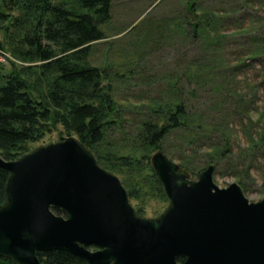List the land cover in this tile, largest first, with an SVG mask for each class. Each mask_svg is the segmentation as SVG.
<instances>
[{
  "label": "rangeland",
  "instance_id": "374dc122",
  "mask_svg": "<svg viewBox=\"0 0 264 264\" xmlns=\"http://www.w3.org/2000/svg\"><path fill=\"white\" fill-rule=\"evenodd\" d=\"M66 1L73 3L71 0ZM189 3L201 9L200 20L217 18L219 31L210 33L209 37L222 36L219 45L211 44L208 38L195 36L194 25L199 22V18L196 11L188 10ZM180 21L184 22L183 29L177 28V22ZM102 29L107 38L94 45L88 63L107 70L109 80L105 81L109 92H112L118 116H107V119L117 121L108 128L107 137L100 145L101 157L95 152V147L70 131L78 125L74 126L75 118L71 119L68 110H58L60 117L54 119L52 124L48 123L38 139L29 142L21 157L37 147L74 137L94 154L99 165L121 180L139 216L158 218L168 208L169 198L164 187L147 175L146 169H142L141 176L136 175L133 168L135 160L150 155L152 164V157L163 152L180 165L188 179L197 180L208 167L207 152H212L207 148V143L212 141L206 139L198 143L199 148L195 147L193 151H189L186 143L180 147L183 130L171 132L163 143L164 151L143 146L141 140L146 137L147 130L144 125L157 119L156 108H162L159 106L162 98L171 99L173 94H170L168 85L174 77L179 78L175 91L185 101L189 113L203 115L202 118L210 123H219L227 118L229 128L234 130V154L249 144L243 131L244 125H251L254 139L259 137V133L264 135V41L262 53L250 56L253 47L260 45L255 44L253 39H264V0H115L112 18L102 24ZM20 31L11 21L0 25V42L4 47L0 48V72L22 75L34 88L35 94L41 97L47 91L46 86L40 83L39 66L42 62L34 56L27 59L23 57L26 48L20 42ZM214 47L219 49L215 53ZM220 61H223L222 65L216 64ZM195 62L209 63L212 70L216 69L212 72H227L226 78L222 80L224 91L232 92L225 96L220 107L215 105L219 98L212 96L211 88L217 78L210 69L204 86L199 88L194 82L187 81L185 71L188 67L192 68ZM52 75L53 72H50V78ZM235 91L242 97L232 96ZM93 110V123L96 124L100 121V115H96V112L101 111L96 108ZM83 118L90 121V118ZM212 140L223 142L224 137L219 133L213 134ZM258 140L259 147L264 150V137ZM139 148L143 150L139 151ZM262 154L261 151L257 152L245 162L248 172L240 164L231 168L230 161L224 160L221 166L214 169V182L220 188L238 183L250 202L261 201L264 199ZM183 155L185 158L189 155V163L194 169L181 166L179 157ZM145 174L147 177H144Z\"/></svg>",
  "mask_w": 264,
  "mask_h": 264
},
{
  "label": "water",
  "instance_id": "95a60500",
  "mask_svg": "<svg viewBox=\"0 0 264 264\" xmlns=\"http://www.w3.org/2000/svg\"><path fill=\"white\" fill-rule=\"evenodd\" d=\"M0 166L10 172L0 255L18 264H43L38 252L50 250L86 264H264V199L250 202L238 183L220 188L214 165L190 180L156 153L152 166L170 202L158 218L139 216L121 180L74 137L17 160L0 156Z\"/></svg>",
  "mask_w": 264,
  "mask_h": 264
},
{
  "label": "trees",
  "instance_id": "16d2710c",
  "mask_svg": "<svg viewBox=\"0 0 264 264\" xmlns=\"http://www.w3.org/2000/svg\"><path fill=\"white\" fill-rule=\"evenodd\" d=\"M71 1L73 3H67L66 0L57 2L53 0H1L0 2V25L11 21L15 27L22 30L20 31V42L26 48L22 55L26 59L34 56L42 62L39 66L40 83L47 89L45 95L40 97L39 94H35L34 88L22 75L16 72L11 74L0 72V156L5 160L12 161L21 157L26 152L29 142L38 139L48 123L60 117L58 110L69 111L71 119L75 118L74 126L78 125L70 131L75 132L90 146L95 147V152L97 151L100 157L102 147L100 145L107 137L108 128L117 121V119H107L108 115L118 116L112 92H109L107 70L88 63L94 45L107 38L102 24L112 18L115 0ZM188 10L196 11L197 18L201 15V9H198L195 4L189 3ZM18 11L22 13L17 14ZM177 23L175 22L177 28L183 29L184 22ZM21 24H26L27 27ZM215 31H219V21L215 17L210 20L199 18V22L194 25L196 37H204L206 40L208 38L211 44L219 45L222 36L217 35L212 39L209 37L210 33ZM253 41L260 45L253 47L250 56L260 55L263 51L264 39L259 37L254 38ZM0 48L4 49L1 42ZM214 49V53L219 50L215 47ZM221 62L223 61L216 64L222 65ZM192 64L193 67H190L191 69L188 67L185 71V76L188 82H194L200 88L207 83L204 80L210 75L208 70L212 72L216 69L212 70L209 63L195 62ZM50 72L54 74L51 78ZM213 73L218 82L216 81L211 88L212 96L219 98L215 105L220 107L226 99L225 96L231 94L232 91L226 89L224 91L225 85L222 80L226 78L225 73L227 72L221 70V72ZM178 83V77H174L169 82L168 89L170 94H173L171 99L162 98L159 103L162 108H156L157 119L144 125V129L147 128L146 137L140 139L143 141V146L164 151L163 143L171 132L183 130L184 136L180 147H184L186 143L189 151H193L195 147L199 148L198 143H201L203 139L212 141L207 143V148L212 152H207L209 159L206 166L213 163L216 168L221 166L224 160H229L231 165L229 167L234 168L235 164H240L248 172L245 162L260 151L264 156V150L258 145V139L264 135L259 133V137L254 139L251 125H244L243 131L249 139V144L241 152L234 154L232 148L234 130L229 128L230 122L227 118L225 117L219 123H210L202 118L203 115L189 113L185 101L177 95L178 91H175L178 89ZM234 94L238 98L242 97L238 91H235L232 96ZM93 108L101 111V113L96 112V115H100V121L96 124L93 123L92 114H95ZM83 116L90 118V121H86ZM66 123L69 126L67 120ZM218 133L224 137L223 142L212 140L213 134ZM142 150L139 148V151ZM171 155H173L172 151ZM188 156V159L184 155L179 159L181 166L190 169L193 165L189 163ZM123 160L126 161L127 158ZM109 165L111 166V163ZM133 168L137 176H141L142 169H146L147 175L153 178L158 185H162L152 168L150 155H144L135 160ZM9 177L10 172L0 166V206L4 205L7 200L6 188ZM144 177H147L146 174ZM53 210L59 215H67L61 209L54 208ZM38 256L43 264H86L82 257L64 250L41 251L38 252ZM179 261L183 262L184 258H179ZM0 264L18 263L0 255Z\"/></svg>",
  "mask_w": 264,
  "mask_h": 264
}]
</instances>
